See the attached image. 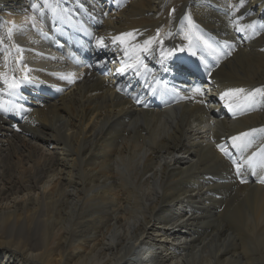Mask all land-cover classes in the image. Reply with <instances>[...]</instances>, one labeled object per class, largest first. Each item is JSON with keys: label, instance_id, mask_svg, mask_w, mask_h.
I'll return each mask as SVG.
<instances>
[{"label": "bare ground", "instance_id": "obj_1", "mask_svg": "<svg viewBox=\"0 0 264 264\" xmlns=\"http://www.w3.org/2000/svg\"><path fill=\"white\" fill-rule=\"evenodd\" d=\"M203 1L119 0L113 17L97 11L92 34L103 38L104 54L88 55L96 64L122 63L137 52L142 60L128 71L143 81L151 68H166L150 37L171 20L164 39L178 51L172 59L211 72L216 98L208 111L224 115L211 118L213 127L204 98L141 110L94 69L74 75V86L54 101L48 93L27 97L24 122L16 105L0 116V264H264V0ZM230 6L244 27L256 22L246 35L233 32ZM53 9L54 0H0V90L16 71L3 51L8 28L14 33L26 16L38 21ZM25 56L39 62L31 51ZM115 73L121 81L123 72ZM233 89L244 92L221 99ZM244 131L258 138L240 140L239 174L248 179L240 183L217 145ZM257 149L252 171L245 162Z\"/></svg>", "mask_w": 264, "mask_h": 264}, {"label": "snow or ice", "instance_id": "obj_2", "mask_svg": "<svg viewBox=\"0 0 264 264\" xmlns=\"http://www.w3.org/2000/svg\"><path fill=\"white\" fill-rule=\"evenodd\" d=\"M244 2H245V0H239L240 6H243ZM33 8H36V5H33ZM33 19H35V18L33 17ZM255 23L256 22L253 21L251 24L247 25V28L253 29L255 27ZM189 24H191L190 18H189ZM237 30L238 31H243V28H238ZM124 35L125 36H128V37H131L133 34L132 33H126ZM114 40H123V37H115ZM97 43L99 45L103 46V38L102 37L99 38L98 41H97ZM150 43H151V41H146L145 42L146 45H148ZM145 50H147V49H145ZM229 55H230V53H229ZM118 71H122V69H118ZM69 75L71 76L72 74H69ZM64 78L65 79H69V77H64ZM69 82H74V81H72L71 79H69ZM15 86H16L15 84L10 85V87H15ZM195 91L198 92V93L200 92L199 89H196ZM256 91L259 92L260 90L257 89ZM242 92H244V89H233V90H229V91H227V92H225V93L222 94L221 99H224L225 96H229V95H233V94H237V93H242ZM251 95H253V93H249V96H251ZM0 110H3L2 104H0ZM252 131H256V130L253 129ZM248 135H249V133L245 132V133H241L239 136H233L232 137V141L234 142L233 146L234 147H239V145L236 144L235 142L236 141H240L243 137H247ZM218 147H220V150L223 152V154L225 156H229L230 155L223 146H218ZM233 164L236 166L237 173H239L240 166L237 165L235 161H233ZM242 182H245V181H242ZM260 182L261 183H264V180H261Z\"/></svg>", "mask_w": 264, "mask_h": 264}, {"label": "rangeland", "instance_id": "obj_3", "mask_svg": "<svg viewBox=\"0 0 264 264\" xmlns=\"http://www.w3.org/2000/svg\"><path fill=\"white\" fill-rule=\"evenodd\" d=\"M215 2H216V1L212 2V4L214 5ZM232 8H233V6H230V9H229V11H228V14L226 15V18H228V20H230L229 23H231V27L233 28V26H234L235 29L233 30V32H235L236 29H238L240 26H242V28H243L244 31H238V30H236L235 33H236L237 35H238V33H239V35H246V33L249 32V30H248V28H247L246 25H245L246 28L244 27V24H246L245 21H244V20H241V19L238 18V17L235 18L233 12L231 11ZM231 15H233V16H231ZM233 17H234V18H233ZM237 18H238V19H237ZM234 19H235V20H234ZM236 21H237V22H236ZM241 21H242V22H241ZM243 22H244V24L242 25ZM237 24H238V25H237ZM239 24H240V25H239ZM236 25H237V26H236ZM236 27H237V28H236ZM240 28H241V27H240ZM244 28H245V29H244ZM246 29H247L248 31H247ZM237 31H238V32H237ZM246 31H247V32H246ZM241 33H242V34H241ZM216 34H217V33H214V31L211 33L212 37H214V38H215V37H218V39H217V38H215V39L213 38L214 41H221L222 38H223L222 34H221V35L217 34L218 36H217ZM216 39H217V40H216ZM246 163H247V162H245V165H246L245 167H246V168H249V167H248V163H247V164H246ZM221 208H222V207H221ZM221 208H220V210L223 211L224 209H223V208L221 209ZM221 211H220V212H221Z\"/></svg>", "mask_w": 264, "mask_h": 264}]
</instances>
